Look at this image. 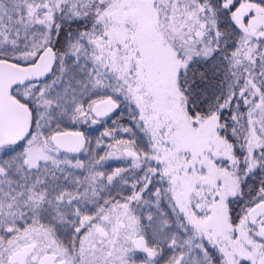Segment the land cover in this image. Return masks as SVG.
Segmentation results:
<instances>
[{
    "label": "snow or ice",
    "instance_id": "6c2138e0",
    "mask_svg": "<svg viewBox=\"0 0 264 264\" xmlns=\"http://www.w3.org/2000/svg\"><path fill=\"white\" fill-rule=\"evenodd\" d=\"M0 264H264V0H0Z\"/></svg>",
    "mask_w": 264,
    "mask_h": 264
}]
</instances>
